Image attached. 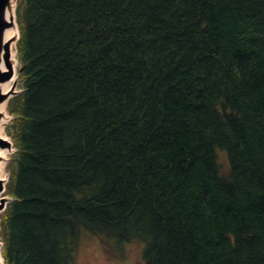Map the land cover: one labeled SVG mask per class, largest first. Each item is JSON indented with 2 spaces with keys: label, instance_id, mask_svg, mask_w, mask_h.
Listing matches in <instances>:
<instances>
[{
  "label": "trees",
  "instance_id": "trees-1",
  "mask_svg": "<svg viewBox=\"0 0 264 264\" xmlns=\"http://www.w3.org/2000/svg\"><path fill=\"white\" fill-rule=\"evenodd\" d=\"M14 15L3 264H75L82 232L142 264H264V0Z\"/></svg>",
  "mask_w": 264,
  "mask_h": 264
},
{
  "label": "rangeland",
  "instance_id": "rangeland-1",
  "mask_svg": "<svg viewBox=\"0 0 264 264\" xmlns=\"http://www.w3.org/2000/svg\"><path fill=\"white\" fill-rule=\"evenodd\" d=\"M15 7H16V0H14L13 3L14 13H15ZM16 29H17V25H16ZM17 34H18V30H17ZM15 43L16 42H14L13 44V52L15 54L14 61L16 65L15 67L16 80H15L13 93L10 95L9 99L14 97L15 95L20 94L21 92L19 88L20 83L18 80V73H17L19 68V63L16 60L17 53H16ZM4 113H5V119L3 123L2 134L7 139L10 148V152L8 154L9 156L7 155V158L3 163L2 176H1V178L4 179V182L1 187L0 200L1 203L3 204V207L5 208V206L10 202V198L7 197L4 193L5 185L8 180L6 163L8 162L10 156L15 152V150L12 146V140L9 135V122H10L9 120H11V116L7 109V103L4 108ZM216 161L217 164L219 165V172L222 175H225L227 173L228 166L224 153L216 152ZM2 211L3 210H0V214ZM0 246H1V242H0ZM118 248L119 249L112 247V249L109 251V249L105 248L95 236L82 232L77 240L76 251L74 255L75 264H142V259H141L142 247L140 244L136 242L124 243Z\"/></svg>",
  "mask_w": 264,
  "mask_h": 264
},
{
  "label": "bare ground",
  "instance_id": "bare-ground-1",
  "mask_svg": "<svg viewBox=\"0 0 264 264\" xmlns=\"http://www.w3.org/2000/svg\"><path fill=\"white\" fill-rule=\"evenodd\" d=\"M13 3H14V0H7V3L3 10V20L9 23V25L3 29V31L1 32V38H0V46L3 44L7 46V60L6 61L9 66V70L11 71V76L9 77V79L4 82H0V94H4L6 96L5 99L0 101V141H5V142H7V139L2 134L3 123L5 119L4 108L11 95V92L14 89L15 80H16V75H15L16 65L14 61L15 54L13 52V44L16 40L17 29H16V24H15V16L13 12ZM3 54H4L3 50L0 49V72H4L6 70V67L2 60ZM9 152H10L9 147H4V148L0 147V187H2L3 182H4V179L1 178L3 163L6 160ZM0 264H2L1 256H0Z\"/></svg>",
  "mask_w": 264,
  "mask_h": 264
},
{
  "label": "water",
  "instance_id": "water-1",
  "mask_svg": "<svg viewBox=\"0 0 264 264\" xmlns=\"http://www.w3.org/2000/svg\"><path fill=\"white\" fill-rule=\"evenodd\" d=\"M7 3V0H0V38H1V32L3 31V29L5 27H7L9 25V23L5 22L3 20V10L5 8V5ZM16 40H17V37H16ZM0 49L3 50L4 54L2 56V60H3V63L6 67V70L4 72H0V82H4L6 80L9 79V77L11 76V71L9 70V66H8V63H7V46L5 44L1 45L0 46ZM13 93V91L11 92V94ZM6 96L4 94H0V101H2L3 99H5ZM0 147H9V144L8 142H5V141H0ZM0 190H1V187H0ZM4 207H3V204L1 203V200H0V210H3Z\"/></svg>",
  "mask_w": 264,
  "mask_h": 264
}]
</instances>
